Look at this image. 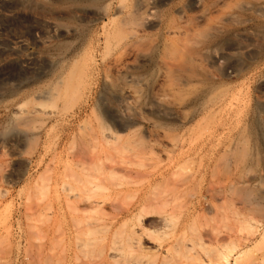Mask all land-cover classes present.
Wrapping results in <instances>:
<instances>
[{
	"label": "rangeland",
	"instance_id": "rangeland-1",
	"mask_svg": "<svg viewBox=\"0 0 264 264\" xmlns=\"http://www.w3.org/2000/svg\"><path fill=\"white\" fill-rule=\"evenodd\" d=\"M148 1L179 24L191 17L204 28L197 17L211 8L229 26L201 65L223 88L220 101L235 89L237 108L226 103L178 130L144 123L133 128L139 156L116 154L137 169L83 170L78 155L92 127L106 126L65 78L108 19L88 11L91 0H0V264H264V17L224 22L220 13L236 0ZM73 2L87 9L74 22L81 31L61 33L47 20L68 22ZM182 140L197 154L183 153Z\"/></svg>",
	"mask_w": 264,
	"mask_h": 264
},
{
	"label": "bare ground",
	"instance_id": "bare-ground-1",
	"mask_svg": "<svg viewBox=\"0 0 264 264\" xmlns=\"http://www.w3.org/2000/svg\"><path fill=\"white\" fill-rule=\"evenodd\" d=\"M91 2H93L94 6L90 9L88 8V11L97 18H101L102 20L107 18L108 20L103 24L100 35L98 34L97 38L95 37V39H91L89 42L87 46L88 59L84 61L86 57L84 53H80L81 55H84L80 58V60L82 59V62L70 71L67 75L68 77L65 78L66 86L70 87L69 89H71L73 93L77 90H79V93L83 90L86 92L85 94L87 95L85 101L88 103L92 102V111L94 110V113L98 111L100 114L98 116L103 117L102 119H104V122L101 123L103 126H106L104 129H94L92 127V131L90 132V140L92 144L78 155V158H81L80 160L83 161V170H94L100 173H107L134 171V169H137L132 165V168L130 165L128 166L127 161L124 162L123 158L117 159V156L119 155L116 154L123 153L125 149H130L136 154V157L139 156L137 150L132 147V140L135 136L133 130L142 126L144 123L152 126L153 129L159 127L162 128L161 126H167L166 128L172 127L173 130L176 128L183 129L190 126V124L196 120L197 122L203 120L204 118L200 119L202 115L207 116L210 114L208 112H211V110L217 111V109L226 105V103L228 105L226 108H237V104L234 105L235 108L233 107V101L237 96V94L235 95L236 92L234 93L235 89L232 91L229 87V92L232 91L231 94H229L232 96L229 95L228 97L234 98L233 101L231 98L230 100L225 101L224 98L226 96L222 97V92H226L228 90L226 88L228 87H225L226 90H222L221 93L218 91V96L221 95L220 97L224 99L222 101L221 98L220 101V98H218L217 95L215 96V92L220 89L217 88L219 83L213 78L215 74L213 76L210 75L208 71H205L202 67L203 64L201 62L206 56L210 57L216 55V51H218L216 48L219 47L216 42L221 39V36L223 37L224 33L229 31V26L227 28L224 26L226 24H222L220 21H215L210 17L212 11L211 8H203L204 10L202 9L201 13L198 15L197 18L202 20H199L200 22L203 23V21H206L205 27L200 28L198 27L199 25H196L199 23L198 20V23H194V25L193 21L190 20L191 17L188 18V20H190L192 24L187 20L185 25L184 23L179 24L180 21L182 22L183 20H179V23H176L174 20L176 17L174 18L173 16L172 19L168 16L169 14L167 15L168 17H164L156 8V4L148 0H134L132 3L129 1L128 3L126 0H100V2H102L100 5L99 0H91ZM235 2L236 3L232 4L230 1L229 4H231H227L229 7L223 10V15L220 13L224 18V22H226L225 18L229 20L227 21L229 22V25L232 22L235 24L236 22H239L238 24H240L245 18V15H247L246 13H249L250 16L251 14H256L257 18L264 17V0H236ZM77 3L75 2V8L73 6L74 9L70 10L71 15L68 18V22H58L55 20H47V22L58 28L61 33H75L79 30L81 31L79 26H77L78 24H74V22L76 19H79L81 14H83L82 12L87 11V9L82 8ZM111 6H114L113 8L116 9L115 12L111 10ZM222 6L224 7L223 3ZM222 6L221 8H223ZM214 7L213 11L215 12L218 7ZM219 11L221 10H218L217 13H219ZM253 17L251 16V18ZM217 18L219 17L217 16ZM254 23H256L255 20ZM243 24L245 25L246 23ZM155 26H160L158 30H156L157 28L154 29L156 32L149 31L153 30L152 27ZM203 26L204 25H202V27ZM150 27L152 29H148ZM260 29L262 28H259V30ZM262 31L263 30L260 32ZM234 32L229 33L232 34ZM85 46L83 47L86 48ZM77 49L78 48L76 47V50ZM220 54H222V52L219 53V55ZM57 57L60 59L61 54L60 56L58 54ZM223 57L225 56L223 55ZM48 59L51 63H59L58 58L48 56ZM211 60L213 59L211 58ZM213 67L215 69V66ZM218 78L220 77L218 76ZM157 84L160 85L161 94H157L158 91L156 92L157 88L159 89L158 86L155 90V85ZM227 93L228 91L226 94ZM88 105H90V103ZM206 113L208 114L205 115ZM211 114L214 113L211 112ZM207 117H210V115ZM205 119L207 118L205 117ZM190 128L192 127H189L188 130H190ZM164 130V132L167 131L165 127ZM186 130L187 129H184V131ZM136 131L138 132V129ZM169 132L170 130L168 133L166 132L165 136L168 135ZM163 133L162 136L164 137ZM212 134V137L216 136L214 135L215 133ZM212 137L210 140L215 139V137ZM155 139L158 143H162L159 142V139L156 137ZM232 139L234 140V138ZM156 140L155 143H157ZM163 140L164 139H162V141ZM152 141H154V138L151 139V144ZM184 141L181 143L182 146L180 145V149L183 153H185V151L189 152L188 148H190V146L188 148L186 147L187 149L185 150V146L183 147ZM215 141L213 140L209 142L214 143ZM205 142L206 141H204V143ZM207 143L208 142L205 144ZM210 145L212 146V144ZM202 146H204V144H202ZM176 147L177 146L174 148ZM192 147L193 146H191V148ZM212 147L209 148L211 149ZM191 148L190 152H193L191 151ZM206 148L208 149V147ZM214 148L212 150H214ZM110 149L113 150L114 154H109ZM155 149L153 148L154 152L153 150L150 151L155 153ZM180 149H178L179 153L181 152ZM203 149L205 150V148ZM205 151L207 152V150ZM198 152H200V150ZM141 153L140 155H142ZM133 156L135 157V155ZM104 158L111 159L110 163H95ZM84 163L89 165L85 166ZM124 163H126V165ZM172 169L173 168H168L167 166V168L162 169L161 171L164 175V173L171 171ZM135 172H137V170H135ZM139 172L140 171H138V173ZM159 175L161 176V174ZM231 255V252H224V258H226L227 261H229Z\"/></svg>",
	"mask_w": 264,
	"mask_h": 264
}]
</instances>
